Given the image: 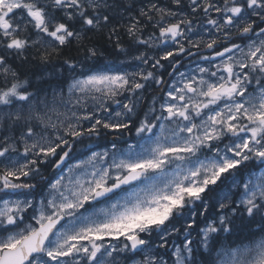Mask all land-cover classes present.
I'll return each instance as SVG.
<instances>
[{"label":"snow or ice","instance_id":"obj_1","mask_svg":"<svg viewBox=\"0 0 264 264\" xmlns=\"http://www.w3.org/2000/svg\"><path fill=\"white\" fill-rule=\"evenodd\" d=\"M0 264H264V0H0Z\"/></svg>","mask_w":264,"mask_h":264},{"label":"trees","instance_id":"obj_2","mask_svg":"<svg viewBox=\"0 0 264 264\" xmlns=\"http://www.w3.org/2000/svg\"><path fill=\"white\" fill-rule=\"evenodd\" d=\"M170 0H161V3H169ZM134 14V13H133ZM197 21H201L203 18L202 17H197ZM107 30L105 29V32ZM122 36L125 44L128 42V37L123 34L122 31ZM93 41L96 42L98 45L104 46L105 45V40L102 35H96L92 37ZM111 45H106V49L102 47V50H105V55L101 57L98 61L97 64L101 69H104L105 67H110L111 65L113 66H118L120 64V61L123 59V57H117L113 52H111ZM76 52L74 47L71 49L65 50L63 56L60 58L57 63H60L62 59L67 58L69 56H75ZM195 59V58H193ZM15 65L17 66V71L21 73L22 78H27L32 81H37L38 78L40 77L41 73L43 72V66L39 65L37 62L33 61L32 63L29 64H21L20 61H15ZM53 72V69L51 67L48 68L47 72H44L45 78H48L49 74ZM151 93V90H150ZM147 102V100H146ZM80 149V148H79ZM251 167V165H250ZM49 170H46L45 172H48Z\"/></svg>","mask_w":264,"mask_h":264},{"label":"flooded vegetation","instance_id":"obj_3","mask_svg":"<svg viewBox=\"0 0 264 264\" xmlns=\"http://www.w3.org/2000/svg\"><path fill=\"white\" fill-rule=\"evenodd\" d=\"M204 54H207V52H205ZM191 59H193V58H191ZM188 60H189V58H185V61H184V67H182L181 68V70H185V68H188V67H194L195 65L194 64H189L188 63ZM194 60V59H193ZM101 142H99V145H96V146H92L91 148L93 149V150H96L97 148H102V146H104L105 145V141L104 140H100ZM80 148V149H79ZM82 147H81V145H75L74 146V152L76 153V156L77 157H82L83 156V151H81L82 149H81ZM81 151V152H80ZM87 153V152H86ZM85 153V154H86ZM76 159H73L72 160V162H74ZM51 174H52V172L51 171H48V172H45V175H47V176H51Z\"/></svg>","mask_w":264,"mask_h":264},{"label":"rangeland","instance_id":"obj_4","mask_svg":"<svg viewBox=\"0 0 264 264\" xmlns=\"http://www.w3.org/2000/svg\"><path fill=\"white\" fill-rule=\"evenodd\" d=\"M206 38H207V37H206ZM111 66H113V65H111ZM111 66H110V67H111ZM115 67H122V65L119 64L118 66H115ZM129 70H131V69H129ZM114 107H116V106H114ZM99 142H101V141H100V140H93V141L85 140L84 143H78V144H76V145H81V147H82V148H81V149H82L81 151H83V153H82L83 156H82L81 158H86L87 155H90V152H89L88 148L85 147V145L90 144L91 147H92V146L99 145ZM122 146H123V145H122ZM99 150H101V148H97V149H96V151H99ZM81 151H80V152H81ZM86 152H87V153H86ZM85 153H86V154H85ZM76 162H78V161H77V160H75L74 162L71 161V163H76Z\"/></svg>","mask_w":264,"mask_h":264},{"label":"water","instance_id":"obj_5","mask_svg":"<svg viewBox=\"0 0 264 264\" xmlns=\"http://www.w3.org/2000/svg\"><path fill=\"white\" fill-rule=\"evenodd\" d=\"M54 175H55V173H52V174H51V176H54Z\"/></svg>","mask_w":264,"mask_h":264}]
</instances>
